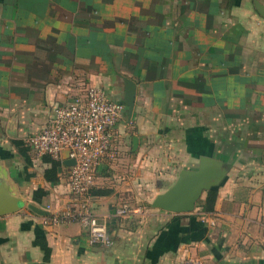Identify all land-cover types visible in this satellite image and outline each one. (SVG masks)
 I'll list each match as a JSON object with an SVG mask.
<instances>
[{"label": "crops", "instance_id": "crops-1", "mask_svg": "<svg viewBox=\"0 0 264 264\" xmlns=\"http://www.w3.org/2000/svg\"><path fill=\"white\" fill-rule=\"evenodd\" d=\"M264 0H0V264H264ZM96 172L94 213L113 245L76 223L71 159L27 139L82 83L124 104ZM126 108V106H125ZM137 139V146L134 140ZM202 158L225 163L214 211L151 207ZM18 209L14 212L8 210ZM128 207L129 215L117 210Z\"/></svg>", "mask_w": 264, "mask_h": 264}, {"label": "built area", "instance_id": "built-area-1", "mask_svg": "<svg viewBox=\"0 0 264 264\" xmlns=\"http://www.w3.org/2000/svg\"><path fill=\"white\" fill-rule=\"evenodd\" d=\"M126 108L112 101L100 88L82 83L75 98L55 109L52 119L38 134L27 139V145L40 157L60 162L64 153L73 161L69 173L70 199L52 213L44 224L57 226L76 223L87 230L92 246L113 245L107 222L101 221L91 204L100 161L111 151L114 129ZM128 207L117 210L127 217Z\"/></svg>", "mask_w": 264, "mask_h": 264}, {"label": "water", "instance_id": "water-1", "mask_svg": "<svg viewBox=\"0 0 264 264\" xmlns=\"http://www.w3.org/2000/svg\"><path fill=\"white\" fill-rule=\"evenodd\" d=\"M255 7L257 12L264 18V5L255 1ZM136 94L137 85L133 81L125 79L124 104L130 120L135 109ZM134 146H137V139L134 140ZM70 165H73V161ZM229 170L230 168L223 162L202 158L197 170L181 171L175 184L165 193L158 195L152 202L151 207L169 213L191 214L196 210L197 204L204 193L218 187L224 181ZM17 209L18 205L15 209L8 211L14 212Z\"/></svg>", "mask_w": 264, "mask_h": 264}, {"label": "trees", "instance_id": "trees-1", "mask_svg": "<svg viewBox=\"0 0 264 264\" xmlns=\"http://www.w3.org/2000/svg\"><path fill=\"white\" fill-rule=\"evenodd\" d=\"M218 197V189L213 188L205 192L201 200L198 202L196 208H200L205 213L213 212Z\"/></svg>", "mask_w": 264, "mask_h": 264}]
</instances>
